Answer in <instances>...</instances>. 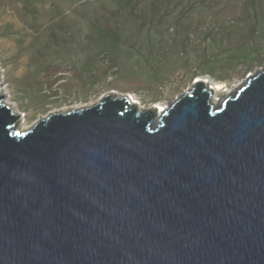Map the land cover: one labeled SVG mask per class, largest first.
I'll return each mask as SVG.
<instances>
[{
    "label": "water",
    "instance_id": "95a60500",
    "mask_svg": "<svg viewBox=\"0 0 264 264\" xmlns=\"http://www.w3.org/2000/svg\"><path fill=\"white\" fill-rule=\"evenodd\" d=\"M211 97L108 94L22 129L0 79V264H264V68Z\"/></svg>",
    "mask_w": 264,
    "mask_h": 264
},
{
    "label": "rangeland",
    "instance_id": "374dc122",
    "mask_svg": "<svg viewBox=\"0 0 264 264\" xmlns=\"http://www.w3.org/2000/svg\"><path fill=\"white\" fill-rule=\"evenodd\" d=\"M41 3L44 4L39 5L36 16H33L20 11L15 0L6 3L0 0L2 84L6 101L16 109L22 129L32 127L51 113L93 105L108 94L129 96L143 109L167 108L190 90L197 79L218 85L220 90L216 97L224 100L228 92H234L248 76L264 68V63L254 64L249 70L240 67L229 75L226 83L205 75L196 77L194 67L186 69L180 64L160 71L150 65L160 63L158 59L152 61L151 49L145 45L150 34L144 30V25H139V12L130 22L127 20L129 17H124L118 10L116 0H88L84 3L78 0H41ZM51 3L55 9L49 7ZM153 3L154 0H142L138 10L153 12ZM167 3L168 7L174 8L173 13L182 15L179 20L190 23L196 30L199 28L188 47L187 53L192 61L203 54L210 29L239 20L251 9L250 0H168ZM54 12L62 15L59 21L53 20ZM98 27L120 28L132 37V43L128 45L130 55L128 52L120 54L134 71L132 73H136L128 75L132 78L123 77L124 72L115 68L107 70L108 55L98 57L94 52L90 37ZM51 33L57 34L59 41L50 40ZM38 49H41L40 54ZM94 56L97 61L95 70L100 77L92 80L87 71L82 82L74 76L73 65L80 67ZM57 64L62 75L58 74V80L45 86L44 80L53 78L45 74L46 70ZM153 71L161 72L162 79L155 77L153 81L150 77ZM151 80L155 84L149 86L145 81Z\"/></svg>",
    "mask_w": 264,
    "mask_h": 264
},
{
    "label": "trees",
    "instance_id": "16d2710c",
    "mask_svg": "<svg viewBox=\"0 0 264 264\" xmlns=\"http://www.w3.org/2000/svg\"><path fill=\"white\" fill-rule=\"evenodd\" d=\"M2 1L6 3L9 0ZM15 1L20 11L33 16H36L39 5L44 4L41 3V0ZM78 1L84 3L88 0ZM141 2L142 0H116L118 10L124 14V17L128 16L127 20L129 19L130 22L137 17L138 12L140 13L138 22L141 24L139 25H144V30L150 34L145 45L151 49L152 61L158 59L160 63L157 66L151 63L150 65L154 69L159 68L161 71V68L168 69L174 66L176 68V65L180 64L182 68L186 69L194 67L196 77L205 75L218 82L226 83L229 75L238 68L245 67L246 70H249L254 64L264 63V3L262 0H250L249 14L241 19L232 21L221 28L210 29L206 34L208 44H205L202 50L203 54L195 61H192L187 52L192 37L195 36L199 28L196 30L190 23L179 20L182 15L173 13L174 8L168 7V0H154L153 12L138 10ZM49 7L55 9L52 3ZM61 18L60 13L54 12L53 20L59 21ZM95 32L90 37L95 46L94 52L98 57L108 55L107 70L115 68L121 73L124 72L123 77L129 78L128 75L134 71L122 60L120 54L130 52L131 49L128 48V45H131L132 37L120 28L98 27ZM50 40L59 41V37L57 34L51 33ZM37 52L40 54L41 49H38ZM96 62L94 56L87 59L80 67L73 65L74 76L84 82L88 71L87 74L91 76L92 80L99 78L100 75L95 70ZM70 67L72 68V66ZM58 68L57 64L46 70L45 74H50V77L53 78L44 80L45 86L52 85L58 80V74L62 75ZM132 76L135 78L136 75ZM150 77L153 81L155 77L162 79L161 72L156 71L151 72ZM152 80L145 82L151 86L155 84Z\"/></svg>",
    "mask_w": 264,
    "mask_h": 264
},
{
    "label": "bare ground",
    "instance_id": "6f19581e",
    "mask_svg": "<svg viewBox=\"0 0 264 264\" xmlns=\"http://www.w3.org/2000/svg\"><path fill=\"white\" fill-rule=\"evenodd\" d=\"M2 72L0 71V79H1V81H2V74H1ZM255 74V73H254ZM253 75V74H252ZM249 77V76H248ZM197 80H199V79H197ZM247 80V79H246ZM246 80H245V82H246ZM205 82H206V84H207V86L208 87H210L211 89H212V97H211V102L212 103H214V104H218L222 99H219L218 97H216V93H217V91H219L220 90V88H219V86L218 85H210L208 82H207V80H204ZM244 82V83H245ZM244 83H242V84H240V86H242ZM239 86V87H240ZM3 93H4V89H3ZM231 93H233V92H228L227 93V96L228 95H230ZM131 102L132 103H135V101H132L131 100ZM10 104V103H9ZM136 104V103H135ZM81 108H83V107H81ZM152 108H155L156 109V111H157V114H160V113H162L163 111H165L166 110V108L165 107H152ZM75 109H79V108H75ZM13 110H14V112H15V114L17 113V111H16V109H14L13 108Z\"/></svg>",
    "mask_w": 264,
    "mask_h": 264
}]
</instances>
